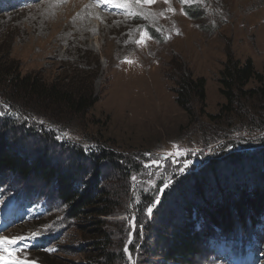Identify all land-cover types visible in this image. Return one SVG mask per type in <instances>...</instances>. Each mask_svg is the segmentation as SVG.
Here are the masks:
<instances>
[{
  "label": "rangeland",
  "instance_id": "1",
  "mask_svg": "<svg viewBox=\"0 0 264 264\" xmlns=\"http://www.w3.org/2000/svg\"><path fill=\"white\" fill-rule=\"evenodd\" d=\"M86 9L94 19L84 13ZM141 33L146 39L138 44ZM5 54L20 76L37 78L47 85H82L98 97L87 115L93 124L72 135L80 143H104L119 159L136 163L145 177L131 188L139 190L141 183L167 163L185 168L187 161L189 166L193 162L197 165V160L204 164L216 158L224 160L223 154L236 146L233 152H240L239 126L215 124L206 114H218L225 103L218 80L229 56L240 65L250 61L257 72L264 67V0H155L152 4L136 0H0V57ZM180 76L204 82L206 114L195 115L194 122L175 103ZM249 86L256 84L251 81ZM250 134L248 139H259L260 134ZM226 142L233 143L223 147ZM25 143L32 145L31 141ZM83 147L88 151L89 146ZM219 163L217 174H200L206 184L205 201L216 206L221 200L216 195L212 201L211 192L222 188L227 193L221 199L230 203L234 190L229 186H242L245 173L240 167L231 171L227 163ZM83 164L90 166L89 161ZM247 166L248 171L254 168L252 163ZM102 170L104 174L108 171ZM245 175L250 176L248 172ZM4 178L5 184L14 187L11 181L15 176L8 173ZM20 183L36 190V197L34 192L29 195L28 204L7 192L8 186L0 185V237L9 241L19 238L15 244H0V264H85L78 251L98 241L93 242L95 223L72 222L58 244L60 251L48 254L53 259L45 261L42 254L47 255V251L40 249L38 242L56 232L57 215L67 209L55 212L59 201L54 186L44 187L33 177ZM191 186H187L188 198ZM131 194L129 214L117 209L113 217L103 218L104 229L112 236L119 221L132 228L137 197L136 192ZM229 212L235 214L233 209ZM153 216L154 212L151 217L146 214L149 220ZM212 229L216 231L205 218L197 223L202 250L193 264H229V260H218L227 242L215 238L214 231L204 239ZM255 231L261 237V242H255L262 249L257 254L258 264H264V225Z\"/></svg>",
  "mask_w": 264,
  "mask_h": 264
},
{
  "label": "trees",
  "instance_id": "2",
  "mask_svg": "<svg viewBox=\"0 0 264 264\" xmlns=\"http://www.w3.org/2000/svg\"><path fill=\"white\" fill-rule=\"evenodd\" d=\"M8 58V54L0 57V185L8 186L5 190L16 195L17 200L28 202L32 192L36 197V190L23 188L20 182L33 177L44 187L56 188L59 201L56 213L60 208L67 209L66 213L57 215L56 232L40 238L39 248L47 251V255L42 254L45 261L53 259L48 254L60 251L58 244L72 222L88 220L97 226L93 242L98 241L84 249L79 247L85 264H130L124 247L131 226L119 221V229L112 236L104 229L103 218L113 217L117 209L129 214L127 204L132 198L131 191L136 192L137 197L133 204V237L128 246L134 264H193L202 250L197 230L202 218L218 230L217 233L210 230L204 239L214 231L215 238L225 240L233 254L243 253L255 230L264 225V67L257 72L250 61L240 65L229 56L218 80L225 103L216 115L206 114L203 80L180 76L175 92L176 105L192 122L197 118H193L195 115L206 114L215 124L239 126L240 152H233L236 146L231 153L223 154L224 160L216 158L205 164L197 160V165L193 162L183 172L182 165L173 167L167 163L141 183L139 191L136 187L133 190L132 185L145 176L136 163L119 159L104 143L99 145L92 140L80 143L72 135L76 136L82 127L93 124L87 115L98 97L82 85L59 82L47 85L40 79L20 76L8 64ZM251 81L255 87L249 86ZM251 131L260 134L259 139H248ZM26 141H31L32 145H24ZM232 143L226 142L223 147ZM84 144L89 146L86 152ZM84 161H89L90 166H85ZM219 162L227 163L231 171L240 167L241 172H248L250 176L243 173L242 186L230 184L229 189L234 190L230 203L221 199V195L226 197L227 193L222 188L211 192L212 201L216 195L221 200V205L216 206L205 201L206 184L200 174H217L221 168ZM248 162L254 166L249 171ZM102 169H107V173ZM8 173L15 176L11 181L14 187L4 183L7 180L4 175ZM167 181H171V185L164 192H158L164 189ZM189 184L192 185L190 198L185 196ZM39 194L42 197V193ZM160 194L161 202L153 219L149 220L147 207ZM47 211L50 215V203ZM114 238L116 242H112Z\"/></svg>",
  "mask_w": 264,
  "mask_h": 264
},
{
  "label": "snow or ice",
  "instance_id": "3",
  "mask_svg": "<svg viewBox=\"0 0 264 264\" xmlns=\"http://www.w3.org/2000/svg\"><path fill=\"white\" fill-rule=\"evenodd\" d=\"M103 3H112L113 0H102ZM137 3H144V4H152L155 2V0H136ZM113 6H116V7H123L124 5H116V4H113ZM146 39V34L144 33H141V39L139 41H137L138 44L140 43H143V41ZM127 63H132V61H125ZM42 123V122H41ZM57 139L59 140L60 137H57ZM175 148V145L173 146ZM171 155V154H170ZM190 163V161H187L185 163V168H187L188 164ZM153 164L155 165H158V161L154 160L153 161ZM185 168H182L181 169V172H183L185 170ZM135 179V178H133ZM171 184V181H167L165 182L164 184V189H167ZM164 189H158L157 191L158 192H162ZM160 199H159V196L157 197H154L152 203L147 207V210H146V214L151 217L153 212H154V209L156 208L157 205L160 204ZM19 238H14L12 240H7L6 238H3V237H0V244H15L17 243V240ZM17 264H19V262H17Z\"/></svg>",
  "mask_w": 264,
  "mask_h": 264
},
{
  "label": "water",
  "instance_id": "4",
  "mask_svg": "<svg viewBox=\"0 0 264 264\" xmlns=\"http://www.w3.org/2000/svg\"><path fill=\"white\" fill-rule=\"evenodd\" d=\"M134 214L132 213V231H131V233H130V235H129V239H128V242H127V244H126V247H125V255H126V257H127V259L129 260V262L132 264V258H131V256H130V254H129V250H128V246H129V244L131 243V241H132V237H133V230H134Z\"/></svg>",
  "mask_w": 264,
  "mask_h": 264
},
{
  "label": "bare ground",
  "instance_id": "5",
  "mask_svg": "<svg viewBox=\"0 0 264 264\" xmlns=\"http://www.w3.org/2000/svg\"><path fill=\"white\" fill-rule=\"evenodd\" d=\"M79 1V0H78ZM49 2V1H48ZM81 2L83 3L84 2V0H81ZM242 2V1H241ZM78 3H76V5H77ZM49 5H52L51 3H49ZM48 5V6H49ZM238 5V4H237ZM241 6V5H240ZM51 7H53V6H51ZM49 8V7H48ZM60 10V9H59ZM55 11V10H54ZM57 13V12H56ZM84 13L86 14V15H89V19L93 16L92 15V13L89 11V9H86L85 11H84ZM89 13V14H88ZM88 18H87V20H89ZM91 19H94V18H91ZM96 19H97V17H96ZM106 21V20H105ZM96 24H98V23H96Z\"/></svg>",
  "mask_w": 264,
  "mask_h": 264
}]
</instances>
